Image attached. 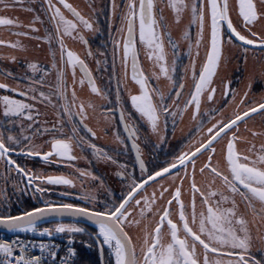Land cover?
<instances>
[{
    "label": "snow or ice",
    "instance_id": "obj_1",
    "mask_svg": "<svg viewBox=\"0 0 264 264\" xmlns=\"http://www.w3.org/2000/svg\"><path fill=\"white\" fill-rule=\"evenodd\" d=\"M0 6L7 9L15 5L0 0ZM87 6L91 15H85L69 0H41L51 28H46L43 36H30V32L14 35L30 36L47 43L52 57L50 69L26 61L32 75L25 73L20 77L27 81L23 88L0 82V90L22 97L0 95V112L6 118L0 122V161L9 171L14 170L26 178V186H33L41 194L49 191L42 186L44 184L75 187L74 179L63 174L34 172L17 163L12 153L39 157L47 163L71 162L79 159L74 149L80 147L83 151L87 145L98 160L116 162L103 148L80 135L83 130L96 137V131L87 123L88 110L95 111L96 105L78 97L77 83L81 89L86 86L90 93L108 100L107 92L97 86L85 59L66 43L67 38L78 41L85 46L88 57L94 55L85 33H96L100 29L93 3ZM166 7L171 10L176 24L189 14L181 36L187 42L188 65L179 64L178 43L172 38L164 7H157L156 0H110L109 43L113 75L117 77L115 103L119 122L127 138L133 141L140 175H135V165L131 172H118L126 188L119 196L109 190L111 200L97 204L95 196L80 197L92 203V208L45 202L43 207L20 215H0V226L4 230L38 233L41 237H51L53 233H82L85 230L76 223L58 221L54 228L41 230L38 222L66 215L74 219L84 217L95 225L102 264H264V95L259 100L248 101L251 82L240 94L231 88V80H221L223 103L216 104L220 89L216 78L222 64H227L225 46L242 48L244 53L253 49L264 52V0H235V5L230 0H166ZM234 9L239 27L232 16ZM26 10L33 11L32 8ZM114 19L119 20L115 33L112 32ZM37 22L44 24L36 15L26 27L32 33L39 32ZM0 26L22 25L17 19L0 15ZM193 26L196 29L194 41L190 31ZM258 28L261 30L257 31ZM53 42L59 50V61ZM0 46L25 50L19 40L0 39ZM202 47L204 58L197 70ZM168 48L174 57L170 62ZM141 49L151 63L148 73L141 64ZM99 55L106 58L105 52ZM6 58L17 61L15 55ZM117 61L123 70L122 77L116 73ZM96 64L99 70L101 60L96 59ZM178 68L181 69L179 74ZM129 69L131 81L138 86L136 94L128 85ZM69 70L71 88L67 80ZM53 71L55 81L50 83L47 77ZM37 73H41L38 78ZM4 75L16 79L12 72ZM189 78L191 88L186 83ZM162 79L166 84L161 85ZM122 85L128 94L123 101ZM129 100L131 110L126 106ZM37 104L50 108L54 119L50 121L48 113L41 112ZM107 111L111 113L114 109ZM186 114L194 125L187 142L165 164L149 170L136 143L140 129L163 140L161 125L167 129L171 119L174 132L177 122H182ZM257 116L261 122L259 127L249 126V121ZM113 118L104 117L109 122ZM23 121L29 122L26 127ZM5 123H19L20 135H13V129L8 127L9 134L5 136ZM45 136L49 139L44 140ZM37 138L42 142H34ZM116 139L124 144L118 133ZM44 144L48 145L47 150ZM120 167L127 169V165ZM77 171L80 176L99 179L83 170ZM100 183L103 185V180ZM73 242L71 238L68 241V252L72 256L75 255ZM37 247L40 254L34 255L32 250ZM58 247L46 243L37 245L19 237L0 240V264H45L48 257L55 261ZM254 247L261 253L260 259L253 254ZM61 264H67V259L62 258Z\"/></svg>",
    "mask_w": 264,
    "mask_h": 264
},
{
    "label": "flooded vegetation",
    "instance_id": "obj_2",
    "mask_svg": "<svg viewBox=\"0 0 264 264\" xmlns=\"http://www.w3.org/2000/svg\"><path fill=\"white\" fill-rule=\"evenodd\" d=\"M85 4L93 3L96 9V19L99 23V32L96 33H85L86 38L89 42V47L93 52L92 57L87 56V50L84 45H82L78 41H73L70 38L66 39V43L69 48L77 52L82 58L85 59L86 63L92 67L90 70L94 78L96 79L97 86L102 90L106 91L108 94V100H103L99 105V108L95 114H93V119L89 117L87 123L89 127L93 128L97 135L96 137H92L89 133L81 130L80 135L84 136L86 140L91 143H95L98 147L103 148L105 151L108 152L110 156L113 157V160L116 162L113 163L112 161H105V160H98L93 154L92 150L84 145L83 151L80 147L74 149V154L79 157V159L75 161H61L57 163H47L42 161L39 157H24L17 155L16 153H12L13 159L17 161V163L21 164L22 166L26 167L27 169H31L34 172L45 174V175H59L63 174L69 176L70 178L74 179L75 187L64 186V185H42L49 191L44 192L43 194L38 193L35 191L33 186H26L27 179L22 178L19 176L14 170L9 171L3 161H0V215L3 214H11V215H19L25 211H31L33 208L36 207H43L45 202H52V203H71L78 207H87L92 208L93 204L87 200L81 199L80 197L86 196V193L89 189H92L94 196L99 200V203L104 202L105 200H111L112 197L109 196V190L115 196H119L121 191L126 188V184L122 183L121 177L117 175L118 172L121 171H128L131 172L133 170V166L135 165V175H140V170L138 164H136V151L132 148L133 141L127 138V133L124 132L123 125L119 122V109L116 106V88H117V77L113 75V68H112V59H111V52L112 47L109 43V15H110V0H84ZM157 7H164V15L166 17V22L170 25L174 26V17L170 9L166 7V0H157ZM230 2L235 5V0H230ZM7 3L14 4V7L4 9L0 6V15L8 16L13 19H17L21 27L15 26H0V39L10 40L15 42L17 40L20 41L21 44L24 45L25 50L20 51L19 49H12L7 46H0V82H6L12 86H19L23 88L27 81L21 79L20 77L24 76L27 73L28 76H31V70L27 69L26 61L28 62H35L39 66L44 67L46 70L50 69L52 57L49 51V45L44 43L42 40L38 41L35 39H31L30 36H43L45 34V30L50 29L51 25L48 23L47 16L43 12L41 8V0H20L17 3V0H7ZM32 8L33 11H27L26 9ZM39 15L42 20H44V24H40L39 22L36 23V27L39 28V32L32 33L30 28L26 27L29 25L34 17ZM189 14H186L183 17V22H187L189 20ZM232 16L236 21L237 27L240 26V21L236 19L237 12L234 9L232 12ZM172 26V27H173ZM119 27V20L114 19L112 23V32L115 33L116 28ZM261 29H257L260 31ZM191 36L193 34V29L191 28ZM15 32H30V36H17L14 35ZM172 38H173V30L171 31ZM247 34V33H245ZM240 43V42H236ZM39 45V47H37ZM232 48V52L239 53L243 52L242 48ZM250 49L252 46H248ZM53 50L56 51L57 61H59V50L55 42L52 45ZM168 50V60L169 62L174 58L172 55V51L170 48ZM204 51L203 47L200 49ZM100 52L106 53V58L101 57L99 55ZM248 53H251L254 56H261L264 58V52H261L258 49L250 50ZM10 55H15L17 57V61L13 62L6 57ZM233 55V54H232ZM259 58V57H258ZM96 59L101 60V64L99 65V70H97L98 66L96 64ZM106 60V62H105ZM141 64L144 68L145 72L148 73L151 70V63L143 56V50L141 49ZM179 64L188 65L189 59L186 57V54H180V61ZM200 65H197V70L199 69ZM181 69L178 68V74ZM12 72L16 79L11 77H5L4 73ZM116 73L119 74L121 77L123 76V70L119 65V61H117L116 66ZM41 75V73H37V78ZM79 71L77 70V80L79 79ZM242 73L232 71L227 73L226 75L222 76L219 75L216 78V83L220 86V89L217 92L216 96V104L223 103V98L220 95V90H222L223 85L220 83L221 80H231V88L234 89L236 92L238 90L239 82H241L240 78ZM256 75L254 73L252 80V84H256L259 88L258 93H262L264 91V78L263 79H256ZM67 80L69 86L71 88V71L67 72ZM47 81L50 83H54L55 81V72H50L49 76L47 77ZM161 85L166 84V81L163 79L161 80ZM189 88L192 86V80L189 78L186 81ZM155 84V81H153ZM128 85L132 88L133 94H136L138 91V86H136L130 79V69H129V77H128ZM247 85V84H245ZM89 93V89L85 86L84 87ZM240 89V88H239ZM47 90V89H45ZM78 90V83L76 85V91ZM253 91V87H252ZM239 93V90H238ZM8 94L15 97L14 93H8L4 90H0V95ZM251 91L249 92V96L251 95ZM264 94V93H262ZM70 95V92H69ZM127 92L124 91L123 85L121 86V99L127 100ZM238 97V96H237ZM21 98L22 97H15ZM79 101V100H78ZM77 101V103H78ZM111 101V103H109ZM33 103H36L33 101ZM127 108L131 110L130 100L127 102ZM37 107L40 109L41 112L48 113V119L51 121L54 119L52 114V110L50 108H45L44 105L37 104ZM107 109H114L113 112L109 113ZM106 115H111L114 118L109 122H106L104 128L101 129L98 127L102 119ZM44 117H41L43 120ZM6 118L3 117L2 112H0V122L5 121ZM255 122V126L259 127L260 125V118L257 116L254 121H249V124ZM25 127L29 123L28 121H23ZM179 125V121L177 122ZM8 127L13 129V135H20V125L17 123L16 125H8L4 124L5 129V136L9 133L6 131ZM243 130V129H242ZM66 132L69 131V128L65 129ZM178 131V127L176 126L175 131L173 132V126L171 119H169L167 129H164L163 124L161 125V133L160 136L163 137V140H159L157 135L152 136L150 132H145L143 128L140 129L138 135L140 139L136 141L139 145L140 152L142 158L145 160L146 165L148 166L149 170H152L156 166H160L165 164L166 161L170 160L172 156L177 153L181 148H183L184 144L187 142L189 134L186 135L185 133L180 135L176 140H174L173 135ZM101 133H111L114 136V143L113 145H105L102 142ZM117 133L120 135L121 139L124 140V144H121L117 139ZM29 134V133H25ZM44 140L49 139L48 136L43 137ZM34 142L41 143L42 140L37 138ZM259 143V141H257ZM48 145L44 144V149L47 150ZM71 165V166H69ZM121 165H127V169H122ZM80 170H89L93 176L99 177L100 179H96V183L103 180L104 187L100 191V187L95 188L93 183L87 184L91 187L85 185L81 178H79V171ZM81 180V181H80ZM95 181V180H94ZM36 183H39L37 181ZM80 184L84 189L87 191L82 193L83 195H79L77 185ZM62 192H67L68 195H61ZM103 194L105 197L100 199V195ZM107 195V196H106ZM97 200V201H98ZM78 227L83 228L85 231L82 232L88 239V242H91L93 245L96 246L98 250V254L100 257L99 247L100 244L97 242L95 232L92 228L77 225ZM253 235L255 236V229H253ZM255 243V242H254ZM90 245V244H89ZM255 247L253 248V254L256 256L257 259L261 258V253L255 252ZM106 258V257H105ZM101 261V259H100Z\"/></svg>",
    "mask_w": 264,
    "mask_h": 264
},
{
    "label": "rangeland",
    "instance_id": "obj_3",
    "mask_svg": "<svg viewBox=\"0 0 264 264\" xmlns=\"http://www.w3.org/2000/svg\"><path fill=\"white\" fill-rule=\"evenodd\" d=\"M69 2L73 3L74 6L78 7L85 15H91L92 14L91 9L88 8V6H87L88 4H85L84 0H69ZM187 24L188 23L183 22V20L181 21L180 24L174 23V26L172 24H170L171 31L173 30V39L176 40L178 43L180 54H183V53L186 54L187 53V42L181 39L182 32H183L184 28L187 26ZM192 29H193L192 38L194 41L195 32H196L195 26H193ZM205 35L207 36V32ZM193 51L195 52V49H193ZM225 55L227 57V64H226V66H224L222 64V66L219 70V75L222 74V76H224L227 73H230L232 71L242 73V76L240 78L241 82H239V85L237 87L239 90V93L242 94L247 89V85L249 84V82H251V90L250 91L252 94L248 97V101L259 100L261 95H264V94H262V93H264V91L262 93H258L259 88L257 87L256 84L255 85L252 84L251 78H253L254 73L257 76L256 77L257 80L258 79L261 80L264 78V58H262L261 56H254L251 53H244V52H239L238 54L234 53V52H232V48L230 47V45L225 46ZM245 56L247 57L246 60H245ZM203 58H204V51H201L200 56L197 59V65L201 64ZM88 66H90V64ZM90 68L92 69V67H90ZM245 84H247V85H245ZM252 87H253V91H252ZM238 90H237V92H238ZM77 95H78V97H80V99H83L85 101L90 100L93 104L96 105L95 111H93L91 109L88 110L89 117L91 119H93V117H94L93 114H95L97 112L99 105H104V104H100L101 102H103V100L101 99L100 96L89 93L85 88L81 89L79 84H78ZM237 99H239V96L237 97ZM78 103H79V101H78ZM229 114H230V111H229ZM101 119H102V122L98 127L103 129L104 125H106L107 121L104 118H101ZM253 125H255V122L249 124V126H253ZM177 127H178V131L176 133H174V135H173L174 140H176L180 135H182L184 133L186 135H188L190 132H192L194 130V125H193L192 121L190 120L189 115H187V114L184 116L182 122L179 121V125H177ZM160 133H161V131H160ZM100 134L101 135H99V136H101L102 142L105 145H113L114 136L111 133H108V132L101 133L100 132ZM152 136H155V134H152ZM85 172L91 173V172H89V170H85ZM79 178H81L82 182L85 185L93 183V185L95 187L98 184V187H100V191L104 187V184L101 185L100 182L95 184L96 180L94 181L91 176H87V175L86 176H80L79 175ZM87 186L91 187L90 185H87ZM77 187H78L77 191H78L79 195H83L82 193H85L87 191L80 184H78ZM98 187H95V188L98 189ZM149 192H151V189H149ZM86 195L89 197L94 196L92 189H89V191L86 193ZM104 197L105 196L103 194L100 195V199H103ZM97 200L98 199L96 198V201ZM98 202H99V200L97 201V203ZM64 223H70V222H64ZM54 227H55V223L51 224L50 228H54ZM31 234L39 236L38 233H31ZM54 234L62 235V234H69V233H54Z\"/></svg>",
    "mask_w": 264,
    "mask_h": 264
},
{
    "label": "built area",
    "instance_id": "obj_4",
    "mask_svg": "<svg viewBox=\"0 0 264 264\" xmlns=\"http://www.w3.org/2000/svg\"><path fill=\"white\" fill-rule=\"evenodd\" d=\"M19 237L22 240L29 241V242H34L37 245L40 243H46V244H54L58 245L57 250V257L55 261H53L50 257H48L45 260V264H61V259L66 258L67 259V264H75L77 253H76V247H75V242L71 244V247L75 249V255L72 256L68 252L69 248V239L71 238L73 241L74 239L71 236H62V235H55L51 237H41V236H28V235H8L0 232V240H12ZM34 255H39V248L37 247L36 249L32 250ZM45 257H47V253H45Z\"/></svg>",
    "mask_w": 264,
    "mask_h": 264
},
{
    "label": "trees",
    "instance_id": "obj_5",
    "mask_svg": "<svg viewBox=\"0 0 264 264\" xmlns=\"http://www.w3.org/2000/svg\"><path fill=\"white\" fill-rule=\"evenodd\" d=\"M85 227L92 228L96 230L94 227L81 225ZM50 228L51 225H44L40 227L42 230L43 228ZM76 239V247H77V260L75 264H101L100 257L98 254V250L95 245L91 242H88L89 239L83 233H73ZM89 244L91 247H89ZM105 257L107 258V248L105 247ZM105 258V259H106Z\"/></svg>",
    "mask_w": 264,
    "mask_h": 264
},
{
    "label": "water",
    "instance_id": "obj_6",
    "mask_svg": "<svg viewBox=\"0 0 264 264\" xmlns=\"http://www.w3.org/2000/svg\"><path fill=\"white\" fill-rule=\"evenodd\" d=\"M58 221L78 223V224H83V225H87V226H91V227H94L95 228V225L92 224L91 221L87 220L84 217H79V218H75L74 219V218H72L70 216H67V215L66 216H63V217H50L46 221L38 222V227L43 226V225H46V224H50V223H56ZM0 232L7 233V234H20V233H10V232H7L6 230L3 229L2 226H0ZM99 252H100V247H99ZM100 259H101V264H102L101 253H100Z\"/></svg>",
    "mask_w": 264,
    "mask_h": 264
}]
</instances>
